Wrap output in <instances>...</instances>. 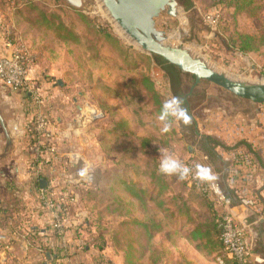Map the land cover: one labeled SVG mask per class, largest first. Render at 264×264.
Masks as SVG:
<instances>
[{"label":"rangeland","instance_id":"obj_1","mask_svg":"<svg viewBox=\"0 0 264 264\" xmlns=\"http://www.w3.org/2000/svg\"><path fill=\"white\" fill-rule=\"evenodd\" d=\"M29 1L0 0V49L9 28L34 55L33 82L45 97L39 108L59 126L55 153L60 156L58 165L66 166L74 158L77 167L70 171L73 177H81L86 165L94 176L91 185L80 189L79 201L72 206L69 218L74 225L82 221L81 246L93 244L87 252L89 259L100 253L94 243L99 245L103 237L105 260L119 264L122 250L132 238L124 232L133 226L126 220L139 216L142 208L122 183V178L129 179L126 173L122 176V171L130 170L132 179L147 180L145 172L160 168L165 155L186 162L189 147L201 157L209 155L210 165L219 169L224 151L243 148L254 153V166L264 185V103L239 98L207 80L194 86V76L183 73V95L190 106L188 120L185 123L169 117L161 121L140 80L150 77L164 104L173 97L164 72L152 54L120 32L101 0H81L79 6L68 0ZM177 1L175 15L165 11L155 19L156 27L169 34L168 43L190 49L215 69L236 78L264 82V46L257 52H244L236 41L238 33L260 32L264 0H253L252 10L255 7L259 11L256 17L238 11L232 0H191L190 8ZM216 14L220 15L218 21L210 23L207 15ZM99 28H105L118 42L100 34ZM58 80H62V86ZM14 98L8 92L0 93L4 147L14 140L5 138L4 127L11 135L8 119L21 108ZM28 103L36 111L37 104ZM50 107L52 113L46 111ZM88 111L104 116L91 120L83 116ZM78 114L81 125L74 121ZM59 117L66 120L63 125L58 124ZM123 120L127 126L124 135L109 133L110 124ZM165 124L167 131L163 130ZM239 124L246 130L231 140L230 128ZM2 178L0 175V196L4 197L3 188L8 190L2 187ZM29 193L24 189L23 195ZM161 210L166 211L156 209ZM24 260L13 253H0V264H25Z\"/></svg>","mask_w":264,"mask_h":264},{"label":"crops","instance_id":"obj_2","mask_svg":"<svg viewBox=\"0 0 264 264\" xmlns=\"http://www.w3.org/2000/svg\"><path fill=\"white\" fill-rule=\"evenodd\" d=\"M0 22H2L1 18ZM3 49L4 47L0 50ZM182 87L184 92V83ZM4 92L13 95L14 99L20 102L21 108H18L14 117L12 116L8 119L11 135L7 133L4 127L5 138H14L12 143L9 141V146L11 147L12 144L14 146L13 149L9 148L8 145L3 146L2 131L0 130V175L5 177L4 179L2 178L4 183L2 187L5 186L8 190L6 192L5 188H3L5 194L4 197L0 196V201L3 204H7L8 201L12 202L15 197L20 199L29 209L28 218L30 222L38 227L39 232L35 234L38 240L37 243L41 242L47 248L46 237L52 239V241L50 247L47 248V253L50 252L51 255L49 257L47 253L43 255L36 245L30 246V242L17 232L16 227L13 228V226L4 224L0 225V253H11V255L13 253L14 256H21L25 259V264H80L84 260H91L92 258L89 259L87 254L88 251L83 250L81 246L82 230H76L82 221L78 220L77 224L63 236L53 234L51 228L53 212L49 209H44L38 197V190L41 186L37 187L36 183L42 177L47 178L49 182H53L51 190L55 194L58 195L62 191L66 177L63 166L58 165L60 156L49 155L45 160L39 154H33L34 150L31 147L29 135H24L16 130V128L21 129L24 126V122L28 123L36 113L43 111L39 107H37L36 111L34 107H30L27 102L33 101L28 96L24 97L22 94L14 93L8 88H0V93ZM184 99L186 101L185 95ZM189 108V103L187 104L186 101V113ZM51 109L50 107L46 111H51L52 113L54 110ZM88 113L92 112L88 111ZM65 122L64 118H58L59 125H63ZM0 125L2 128L1 115ZM244 130L246 128L240 124L235 129L230 128L232 132H228L231 140L238 138ZM58 144L59 142L57 141ZM202 155L201 157L197 154V151L189 147L187 157L195 158L209 172L217 173L220 176L223 190L231 189L230 186L234 185L238 188L243 187L246 189L249 197H257V203L252 207H245L239 202L230 205L216 203L210 198L214 203V209L221 212H231L243 222L246 227V238L250 245L251 260L253 264H264V185L258 176V170L254 168V153L252 151L248 152L243 148L238 151H224L222 157H219L221 162V168L219 169L210 165L208 162L209 155ZM39 168L40 173H38ZM125 173L129 176L127 182L140 189L138 191V201L140 209L142 208L139 216L133 215L127 220L134 219L138 220L139 223L153 220L154 227L145 229L142 226H132L131 229L124 231L127 235L131 234L132 238L122 250V258H120L121 262L119 264H236L233 258L224 251L221 242L210 243L209 235L212 233L206 232L204 229L200 231L195 228V225L202 217V211L194 201L190 203L191 210L187 214H180L172 208L171 211L163 212L161 210L162 212H157L156 209L160 207L145 192V189L150 186V180L134 179L131 181L130 170ZM13 177L17 178V181H8V179ZM254 187H257L255 194ZM24 189H28L30 193L23 195ZM141 200H144L146 205L142 204ZM152 207L155 208L154 211ZM1 212L0 218L3 216ZM29 232L26 231V235H29ZM162 236H164V239H162ZM98 254L106 255L105 252H98ZM218 257H222L224 262L220 263Z\"/></svg>","mask_w":264,"mask_h":264},{"label":"built area","instance_id":"obj_3","mask_svg":"<svg viewBox=\"0 0 264 264\" xmlns=\"http://www.w3.org/2000/svg\"><path fill=\"white\" fill-rule=\"evenodd\" d=\"M219 17L220 15L217 14L207 15V20L215 24ZM2 41L4 49L0 51V88H8L14 93L22 94L24 97L28 96L38 107L42 106L45 102V97L39 85L35 84L31 77L35 66L34 55L22 41L13 36V32L9 28H7L6 36L3 37ZM87 113L83 114V116L90 118V114L87 115ZM92 113L98 114L96 111ZM77 116L81 118V114ZM58 127L57 123L52 121L46 113L40 111L24 127L21 129L16 128V130L24 135H27L31 131H36V141L31 147L39 156L46 160L47 156L56 155ZM76 159H79V157L76 156ZM182 165L187 169L186 176L189 182L198 185L216 203H225L227 205L233 203L234 199L228 198L224 194L222 182L217 173L209 172L195 158H189ZM75 167H77V163L74 161V158H71L69 163L63 166L66 178L62 191L58 195L51 190L53 186V182L51 181H48V185L45 188L41 187L38 190L42 207L53 212L51 222L53 229L62 236L75 226L69 222V218L72 206L79 201L80 189L91 185L94 179L88 165H86L81 177H73L70 171ZM38 173H40V168L38 169ZM230 188L234 191V198L239 200V204L245 207L256 205L257 197H249L247 190L243 187L238 188L232 185ZM221 228L224 251L237 264H253L250 256V245L246 238V227L243 222L233 213L224 212ZM51 241L52 239L46 237L45 243L47 247H50ZM41 253L46 255L47 251H41ZM218 260L220 263L224 262L222 257H218Z\"/></svg>","mask_w":264,"mask_h":264},{"label":"trees","instance_id":"obj_4","mask_svg":"<svg viewBox=\"0 0 264 264\" xmlns=\"http://www.w3.org/2000/svg\"><path fill=\"white\" fill-rule=\"evenodd\" d=\"M29 0H27V3ZM184 5L188 8L192 7L191 0H181ZM253 0H232L231 4H233L238 11H246L251 16L256 17L258 14V10L254 7L252 10ZM32 2H30L31 4ZM53 24V22H49V24ZM100 34H103L106 38H111L113 42L117 43V39L112 37L110 33L104 29H98ZM240 48L244 52H257L264 46V25L261 27L260 32L256 35L250 34H237V39ZM235 41V42H236ZM153 61L160 67L161 70L164 72V76L168 81L169 90L173 97H176L181 102V107L186 112V101L183 95V72L177 67L176 65L170 63L169 61L165 60L162 56L157 54H152ZM140 83L146 88L147 92L150 94L151 99L154 103V111L157 114H161L163 103L161 101V95L155 87L154 81L150 79L148 76H143L140 80ZM187 115V113H186ZM127 129L126 122L123 120L119 123H113L109 125V133L114 135H124V130ZM29 140L31 145L36 141V131H31L28 133ZM260 160V157L258 158ZM254 168H256L254 166ZM157 166L153 167L149 171H146L145 174L150 180V186L145 189V192L149 195L153 201L156 202L158 207L164 208L166 211H171V208L180 214H187L191 210L190 203L194 201L199 209L202 211V217L195 225L197 230H205L209 233L210 243H218L221 242V222L223 218L224 212L218 211L214 209V203L211 200L210 196L203 191L198 185L195 183H190L187 179L186 173L183 175L176 173V174H162ZM131 172V171H130ZM122 176L124 177V172L122 171ZM134 179H131L133 181ZM183 181V182H182ZM122 183L128 189L132 196L139 199L138 191L139 188L132 186L130 182L122 178ZM37 187L40 185V182L37 181ZM166 194V195H165ZM224 194L228 198H233L232 201L234 204L238 203V199H235L234 191L231 189H224ZM16 199V200H14ZM142 204L146 205L144 200H141ZM28 208L25 203H22L20 199L13 198L12 202L8 201L7 204H3L0 201V211H2V218H0V225H8L13 226V228H17V232L22 236H24L29 242L30 246H35L40 251H47L48 247L44 246L41 242L37 243L38 240L36 239V235L38 231V227L34 226L32 222L29 220L28 216ZM165 211V212H166ZM174 212V211H173ZM24 224V225H23ZM126 224H131L133 226H142L145 229H149L150 227H154L153 220L150 222H143L139 223L138 220L130 219L126 220ZM81 226V228H80ZM77 227V231L82 229V224ZM26 231H30L29 235H26V231L23 230L24 228ZM23 228V229H22ZM52 228L53 234L58 236H62L56 232V230ZM208 233V234H209ZM102 238V242L98 245L94 243L95 248L98 249L102 253L105 248V241ZM93 245V244H91ZM90 244L83 245V250L89 251L91 246ZM154 254V253H153ZM234 260V259H233ZM235 261V260H234ZM237 264V262L235 261ZM80 264H108V261L105 260L103 254H99L96 257H93L91 260H84Z\"/></svg>","mask_w":264,"mask_h":264},{"label":"water","instance_id":"obj_5","mask_svg":"<svg viewBox=\"0 0 264 264\" xmlns=\"http://www.w3.org/2000/svg\"><path fill=\"white\" fill-rule=\"evenodd\" d=\"M80 5L81 0H68ZM103 7L124 34L148 54H157L179 67L183 73L192 74L195 84L207 80L224 88L235 96L254 103H264V82H251L236 78L224 71L215 69L202 56L192 53L184 46L168 43L169 34L156 27L155 19L163 12L175 15L177 0H101ZM60 86L62 80H58ZM81 109V107H79ZM90 114L91 120L102 118L103 114ZM74 121L81 125V118ZM48 179L42 177L40 186L45 188ZM50 257V252L47 253Z\"/></svg>","mask_w":264,"mask_h":264},{"label":"clouds","instance_id":"obj_6","mask_svg":"<svg viewBox=\"0 0 264 264\" xmlns=\"http://www.w3.org/2000/svg\"><path fill=\"white\" fill-rule=\"evenodd\" d=\"M169 117H173L176 120H183L185 123L188 120L185 110L181 107V102L178 98L172 97L171 99L165 101L162 106L161 114L159 119L161 121H166ZM168 130V125L165 124L163 129ZM160 172L162 174H176L179 173L183 175L187 172L182 163L172 155H165L160 164ZM211 178V177H207Z\"/></svg>","mask_w":264,"mask_h":264},{"label":"bare ground","instance_id":"obj_7","mask_svg":"<svg viewBox=\"0 0 264 264\" xmlns=\"http://www.w3.org/2000/svg\"><path fill=\"white\" fill-rule=\"evenodd\" d=\"M118 27H119V25L118 24H116ZM120 28V27H119ZM122 31V34H124V32H123V30L120 28V32ZM125 35V34H124ZM169 37V36H168ZM210 65V64H209ZM217 70H218V68H217ZM220 71V70H219Z\"/></svg>","mask_w":264,"mask_h":264}]
</instances>
